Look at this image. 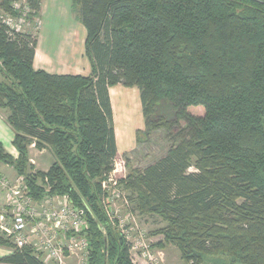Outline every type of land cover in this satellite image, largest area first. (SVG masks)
Here are the masks:
<instances>
[{
    "label": "trees",
    "instance_id": "obj_1",
    "mask_svg": "<svg viewBox=\"0 0 264 264\" xmlns=\"http://www.w3.org/2000/svg\"><path fill=\"white\" fill-rule=\"evenodd\" d=\"M13 1L0 0V16H17ZM27 1L33 20L40 0ZM72 3L85 77L34 70L36 36L0 19V112L17 153L0 145V164L24 178L30 197L68 195L84 209L89 264H131L101 181L120 159L108 90L135 87L146 137L168 140L160 159L119 181L135 210L165 220L162 235L185 264L220 255L264 264V0ZM30 145L49 150L47 171L30 164ZM0 247L10 251L0 264H42L8 239Z\"/></svg>",
    "mask_w": 264,
    "mask_h": 264
},
{
    "label": "rangeland",
    "instance_id": "obj_2",
    "mask_svg": "<svg viewBox=\"0 0 264 264\" xmlns=\"http://www.w3.org/2000/svg\"><path fill=\"white\" fill-rule=\"evenodd\" d=\"M20 32L36 36L39 40L37 47L41 63L46 59L48 53L53 55V63L47 61L46 72L56 73H78L79 75L91 74V66L84 55L85 30L79 22L78 8L74 6L72 0H40V10L33 20H27L21 27ZM62 50L70 45L71 50L67 54H76L72 66L67 69L68 61L57 53L58 46ZM78 55V56H77ZM58 57V59L55 58ZM60 59V60H59ZM77 59V60H76ZM84 65L83 69L76 68V65ZM58 66L55 70L54 66ZM76 68V69H75ZM85 77V76H84ZM110 97L113 105V117L115 121L116 145L120 158L124 161L126 175L132 170H142L160 159L165 153L168 145L166 134L157 131L146 137L144 119L141 113L139 102V92L137 88H124L115 86L110 88ZM196 113V112H195ZM199 114V112H197ZM7 116V113H5ZM175 131V130H174ZM176 132V131H175ZM29 160L34 162L35 171H47L54 162L48 149H38L28 146ZM30 162V161H29ZM7 178L13 176L14 171L9 166H0ZM14 177V176H13ZM12 178V177H11ZM120 196L125 197L129 206L127 207L122 198L107 202L106 196L102 203L112 214L106 218L121 236V231H128V243L135 249H130L129 257L131 264H185L180 251L171 243L165 241L162 229L167 226L165 220L157 214H140L134 208L131 193L119 186ZM4 198L0 193V216H5L3 210ZM105 204H108L105 206ZM139 245L136 241L139 237ZM0 239H6L0 231ZM10 253L5 247H0V255ZM67 264H79L72 259L67 260ZM202 264H231L226 256L205 257Z\"/></svg>",
    "mask_w": 264,
    "mask_h": 264
},
{
    "label": "built area",
    "instance_id": "obj_3",
    "mask_svg": "<svg viewBox=\"0 0 264 264\" xmlns=\"http://www.w3.org/2000/svg\"><path fill=\"white\" fill-rule=\"evenodd\" d=\"M12 9L17 13L16 17L2 13L0 19L11 30L20 32L31 13L30 6L27 0H14ZM29 161L34 164L32 160ZM125 178L124 161L120 158L101 181L107 202L121 197L119 181ZM44 189L49 191L47 186ZM0 193L4 198L3 210L6 213L0 216V231L16 249L29 248L42 264H67L69 259L79 264H89L88 243L81 235L87 228L85 211L76 207L68 195L45 196L36 200L28 195L22 176L7 178L1 170ZM121 198L128 207L125 197ZM103 209L106 215L112 214L106 207L103 206ZM121 234L129 245V252L130 249L134 250L135 244L131 246L125 237L128 231H121ZM141 239V236L137 239V246Z\"/></svg>",
    "mask_w": 264,
    "mask_h": 264
},
{
    "label": "crops",
    "instance_id": "obj_4",
    "mask_svg": "<svg viewBox=\"0 0 264 264\" xmlns=\"http://www.w3.org/2000/svg\"><path fill=\"white\" fill-rule=\"evenodd\" d=\"M38 45H39V40H38V38H37V47H38ZM61 45H64L63 43H61L59 46H58V49H57V53L55 54V55H59V57H60V59H61V57H63L65 60H67L68 61V64H67V67H66V69L69 67V66H72L73 65V63H72V61H73V59H75L76 58V54L75 53H72V54H67L66 53V51L67 50H71V48H68V47H71L70 45H68L67 47H66V50L65 51H63L62 50V47H61ZM37 47H36V50H35V55H34V60H33V68H34V70H42V71H44V72H46V70H45V66H43L42 64H44L45 62H46V59H47V61H50V62H52L53 63V55L50 53H48V55H47V57H46V59H44L42 62H44V63H41L39 60H38V58H39V53H38V49H37ZM68 52V51H67ZM78 56V55H77ZM86 57V56H85ZM55 58H56V56H55ZM56 59H58V57L56 58ZM59 59V60H60ZM77 60V59H76ZM87 61H88V59H87ZM55 67V70H57V68H60V67H58V66H54ZM83 67H84V65L82 66V64H81V66L79 65H76V68H78V69H83ZM75 68V69H76ZM46 73H48V74H55V75H79L78 73H56V72H46ZM79 76H82V75H79ZM84 76H87V75H84ZM111 89H109L108 90V92H109V98H110V103H111V108H112V113H113V105H112V102H111V97H110V91ZM3 114L0 112V145L3 147V149H4V151L7 153V154H9L10 156H12L13 158H16L17 157V153H16V151H15V149L13 148V146H12V140H13V136H14V132H13V130L11 129V127L4 121V119H3ZM113 120H114V117H113ZM113 124H114V134H115V141L116 140H118V142H119V139H116L117 138V136H116V133H115V121L113 122ZM117 146V145H116ZM118 148V147H117ZM117 151H118V149H117ZM2 164H0V166H1ZM5 166V165H4ZM3 172V171H2ZM3 174L4 175H6L4 172H3ZM16 174H15V172H14V174H13V176H15ZM13 176H8L9 178H11V177H13ZM8 253H5V254H2V255H0V257L1 256H4V255H7Z\"/></svg>",
    "mask_w": 264,
    "mask_h": 264
}]
</instances>
